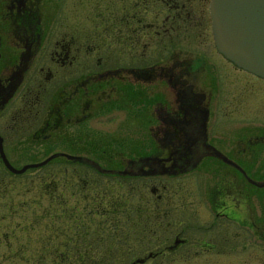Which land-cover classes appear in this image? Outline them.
Returning <instances> with one entry per match:
<instances>
[{
    "label": "flooded vegetation",
    "instance_id": "flooded-vegetation-1",
    "mask_svg": "<svg viewBox=\"0 0 264 264\" xmlns=\"http://www.w3.org/2000/svg\"><path fill=\"white\" fill-rule=\"evenodd\" d=\"M210 1L0 0V152L46 159L0 156L49 186L33 264H264V77Z\"/></svg>",
    "mask_w": 264,
    "mask_h": 264
},
{
    "label": "water",
    "instance_id": "water-1",
    "mask_svg": "<svg viewBox=\"0 0 264 264\" xmlns=\"http://www.w3.org/2000/svg\"><path fill=\"white\" fill-rule=\"evenodd\" d=\"M209 9L217 49L236 65L264 77V0H211ZM0 156L14 172L46 160L15 169L1 152Z\"/></svg>",
    "mask_w": 264,
    "mask_h": 264
},
{
    "label": "rangeland",
    "instance_id": "rangeland-1",
    "mask_svg": "<svg viewBox=\"0 0 264 264\" xmlns=\"http://www.w3.org/2000/svg\"><path fill=\"white\" fill-rule=\"evenodd\" d=\"M22 154L19 153L21 158L14 161H28ZM35 178L33 174L12 177L0 172V264H33L35 261L30 250L34 238V202L39 198V192L49 189ZM27 238H30V244L25 240ZM23 242L25 247L29 246L28 250L23 248L24 254H20Z\"/></svg>",
    "mask_w": 264,
    "mask_h": 264
}]
</instances>
